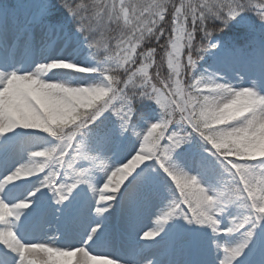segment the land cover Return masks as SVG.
<instances>
[{
  "label": "snow or ice",
  "instance_id": "obj_1",
  "mask_svg": "<svg viewBox=\"0 0 264 264\" xmlns=\"http://www.w3.org/2000/svg\"><path fill=\"white\" fill-rule=\"evenodd\" d=\"M0 264H264V0H0Z\"/></svg>",
  "mask_w": 264,
  "mask_h": 264
},
{
  "label": "rangeland",
  "instance_id": "obj_2",
  "mask_svg": "<svg viewBox=\"0 0 264 264\" xmlns=\"http://www.w3.org/2000/svg\"><path fill=\"white\" fill-rule=\"evenodd\" d=\"M13 2H15V0H13ZM24 2H27V0H24ZM145 222H147V220H145ZM106 245V247H107V244H105Z\"/></svg>",
  "mask_w": 264,
  "mask_h": 264
},
{
  "label": "bare ground",
  "instance_id": "obj_3",
  "mask_svg": "<svg viewBox=\"0 0 264 264\" xmlns=\"http://www.w3.org/2000/svg\"><path fill=\"white\" fill-rule=\"evenodd\" d=\"M104 247H106V245L104 244V245H102V248H104Z\"/></svg>",
  "mask_w": 264,
  "mask_h": 264
}]
</instances>
